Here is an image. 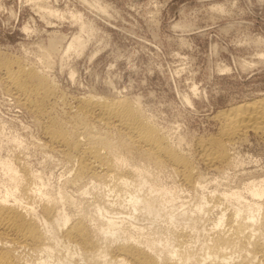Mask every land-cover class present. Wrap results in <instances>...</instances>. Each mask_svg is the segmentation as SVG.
<instances>
[{
  "label": "rangeland",
  "instance_id": "obj_1",
  "mask_svg": "<svg viewBox=\"0 0 264 264\" xmlns=\"http://www.w3.org/2000/svg\"><path fill=\"white\" fill-rule=\"evenodd\" d=\"M40 5L56 10L57 15H43L38 8ZM74 18L87 25V29L81 31ZM76 35L82 37L83 49L65 54L63 48ZM50 41L59 43L45 59L41 55ZM7 58L38 67L49 80L52 77L50 81L58 93H63L65 107L58 101L61 109H66L68 103L72 104L77 98L96 92L100 96H124L138 102L146 118L156 128H161L166 137L168 135L169 143L178 146L183 153L186 150L185 154L191 157L195 170L202 172L200 175L205 182L198 191L188 189L168 165L162 170L159 168L162 171L159 174L157 167L147 164L151 167H147L151 170L148 169V176L152 179L157 173L153 179L176 193L178 199H174L173 214L190 211L198 200L207 201V210L200 214L202 218L193 229L185 220L169 225L160 218L137 212L133 219L128 216L131 208L126 205L123 209L120 205L125 202V190L112 192L105 187L108 190L104 192L101 186L102 192L100 187H90L92 184L87 181L81 186L65 184V179L72 175L73 164L60 154L49 153L43 144L44 118L19 107L0 80V142L18 138L24 146L14 149L10 143L1 142L6 145L3 150L8 154L5 155H12L11 152L14 155L17 150L14 156H20L30 169L43 173L51 193L62 189L81 206L98 197L109 200L113 208L118 206V211H112L111 207L110 214L132 219L125 220L126 224L156 229L161 225L172 232L180 230L185 238L191 239L186 238L189 243L195 241L196 245L212 233V221L219 212L226 207L230 209L233 204L220 198L221 193L237 190L243 195V201L251 203L246 192L248 183L257 184L264 179V142L253 133L247 134V141L244 139L233 148L231 165L220 166L218 174L210 173L199 160L197 149L199 141L218 135L220 124L214 117L217 112L264 97V0H0V60ZM71 71L72 77L67 73ZM58 104L54 112L62 118L64 110L58 108ZM34 116H38V120ZM35 121H39L41 127ZM40 143L44 149L40 148ZM11 149L13 151H9ZM81 187L88 192L83 197ZM144 193L145 188H142L139 194ZM263 197L264 194L260 201H264ZM177 231L174 234L177 235Z\"/></svg>",
  "mask_w": 264,
  "mask_h": 264
},
{
  "label": "bare ground",
  "instance_id": "obj_2",
  "mask_svg": "<svg viewBox=\"0 0 264 264\" xmlns=\"http://www.w3.org/2000/svg\"><path fill=\"white\" fill-rule=\"evenodd\" d=\"M38 8L44 12L43 15H57L54 9L43 5ZM78 24L81 31L87 29L84 23L78 21ZM72 37L66 48H63L65 54L83 49L82 37ZM50 42L41 55L45 59L49 58L59 43ZM9 58L0 60L1 83L19 107L44 118V147L49 153L60 154L74 166L65 184L80 185L87 181L92 184L90 187H100L101 191V186L104 187V192L107 189L105 187H109L112 192L125 190L127 196L120 205L123 209L126 205L131 208L129 217L135 219L134 212H137L160 218L161 222L169 225L185 220L190 229L195 228V223L202 218L200 214L207 210V201L198 200L190 211L173 214L174 199H178L175 198L176 193L161 186L153 178L168 165L189 186L188 189L198 191L204 187V177L200 175L202 172L195 170L191 157L185 154L186 150L183 153L178 146H172L168 135L166 137L160 131L161 128L159 130L146 118L138 102H131V98L127 100L124 96H100L96 92L77 98L72 104L68 103L70 105L67 104L66 109H61L65 107L63 93H58L55 84L50 81L52 77L49 80L38 67L26 66L24 61L22 64V61ZM45 62L50 63L48 60ZM67 73L73 76L72 71ZM58 101L64 105L59 107ZM57 104L58 108L64 110L62 118L55 115ZM230 107L214 115L220 124L218 135L205 137L197 145L199 160L210 173L218 174V171L221 172L220 166L230 164L233 148L246 140L247 134L253 133L264 142V97ZM38 116H34V119L38 120ZM39 125L41 127L42 124L39 122ZM1 142L0 264H264V201H260L264 194V179L256 180L257 184L253 181L248 183L246 192L251 203L243 201V195L237 190L229 189V192L221 193L223 197L220 198L233 204L227 202L230 209L220 208L222 210L217 218L212 219V233L202 240L198 238L199 242L195 245V239V243H189L191 239L186 236L190 240L187 241L180 230L181 233L176 230L179 233L176 235V231L172 232L170 228L165 229V226L163 228L158 224L160 230L159 227L126 224L125 220L132 219L110 214L113 202L100 200L96 195L94 197L97 199L93 197L95 200L81 206L64 194L62 189L51 193L43 173L30 169L20 156L16 157L17 150L14 152L16 156L13 152L12 155H5L6 149L3 148L6 145L3 144L10 143L16 149L22 142L18 138H8L3 144ZM21 147L24 148L23 145ZM2 150L5 151L4 155ZM147 164L154 165L158 170L161 168L152 175V179L151 175L148 176L151 167L148 165L150 168L147 169ZM171 170L168 173L171 174ZM152 171L154 173L155 169ZM142 188H145V193L139 194ZM82 189L80 195L83 197L88 192Z\"/></svg>",
  "mask_w": 264,
  "mask_h": 264
}]
</instances>
